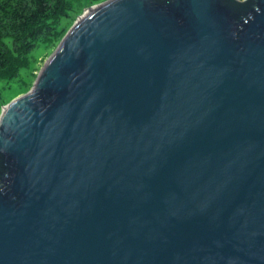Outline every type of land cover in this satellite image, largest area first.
Returning <instances> with one entry per match:
<instances>
[{
  "label": "water",
  "instance_id": "water-1",
  "mask_svg": "<svg viewBox=\"0 0 264 264\" xmlns=\"http://www.w3.org/2000/svg\"><path fill=\"white\" fill-rule=\"evenodd\" d=\"M0 264H264V0H104L0 108Z\"/></svg>",
  "mask_w": 264,
  "mask_h": 264
},
{
  "label": "trees",
  "instance_id": "trees-1",
  "mask_svg": "<svg viewBox=\"0 0 264 264\" xmlns=\"http://www.w3.org/2000/svg\"><path fill=\"white\" fill-rule=\"evenodd\" d=\"M85 2L0 0V80H19L25 91L38 60L31 57L32 51L55 46ZM3 102L0 97V105Z\"/></svg>",
  "mask_w": 264,
  "mask_h": 264
},
{
  "label": "rangeland",
  "instance_id": "rangeland-1",
  "mask_svg": "<svg viewBox=\"0 0 264 264\" xmlns=\"http://www.w3.org/2000/svg\"><path fill=\"white\" fill-rule=\"evenodd\" d=\"M101 1H104V0H93V1L86 0L85 4L82 6L80 12L72 17V19L70 20V22L68 24V27L72 24V22L75 20L77 15L81 14L82 12H84L90 6L96 4L97 2H101ZM65 31L66 30H64L61 33V38H62L63 34L65 33ZM55 46H53L51 49H49L47 51L42 50L40 48H36V49H34L32 51L31 57H33L35 60L36 59H38V60L35 63L34 68L32 69V75H31V78H30L31 79L30 80V85L27 86V89L25 91H27L30 88L32 81L34 80L36 74L38 73V70L43 65L44 61L46 60L48 55L52 52V50L55 48ZM21 89H22V85H21V81H19V80L13 79V80H10V81H7V82H5L3 80H0V97L4 100V102L0 105V108H1L2 105L7 103L12 98H14V97H16V96H18V95H20V94L25 92V91H22Z\"/></svg>",
  "mask_w": 264,
  "mask_h": 264
}]
</instances>
